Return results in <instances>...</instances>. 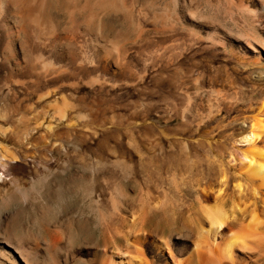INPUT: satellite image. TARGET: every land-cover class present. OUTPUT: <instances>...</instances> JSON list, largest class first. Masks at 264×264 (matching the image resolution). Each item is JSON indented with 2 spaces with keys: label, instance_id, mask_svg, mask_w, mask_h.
<instances>
[{
  "label": "rangeland",
  "instance_id": "rangeland-1",
  "mask_svg": "<svg viewBox=\"0 0 264 264\" xmlns=\"http://www.w3.org/2000/svg\"><path fill=\"white\" fill-rule=\"evenodd\" d=\"M42 1L48 29L41 40L35 18ZM0 4V26L8 32L0 40L11 46L10 52L0 45V264H25L14 249L21 246L31 252L28 264H89L97 251L126 250L105 240L88 196L70 178H97L107 214L111 199H120L122 218L110 224L121 236L131 231L130 238L141 226L146 190L158 200L164 189L179 200L180 212L159 233L177 236L183 214L197 207L190 181L182 179L188 172L180 170L206 162L192 116L230 83L246 96L264 90L258 80L264 68L253 65L259 57L264 66V0ZM173 169L177 188L169 180ZM119 186L128 198L119 196Z\"/></svg>",
  "mask_w": 264,
  "mask_h": 264
},
{
  "label": "bare ground",
  "instance_id": "bare-ground-1",
  "mask_svg": "<svg viewBox=\"0 0 264 264\" xmlns=\"http://www.w3.org/2000/svg\"><path fill=\"white\" fill-rule=\"evenodd\" d=\"M18 1V6L24 2H37ZM98 3L100 7L107 6L109 0H98ZM0 8L1 16L4 12L3 5L0 4ZM18 11L19 9H15V14ZM42 12L43 1L40 13L35 18L39 32L37 37L41 40L48 29L43 26L45 17ZM174 16L177 15L174 13L172 17ZM3 30L8 34L1 25L0 32ZM10 38L7 35V39ZM250 40L247 41V46L253 48V51L257 50L255 40ZM0 45L5 51L10 49L11 52L10 42L7 43L5 38L0 40ZM259 59L256 57L253 61L257 71L264 68ZM258 80L264 86V71L259 73ZM229 89H212L206 108L192 114L197 128L194 135L201 137L199 146L205 151L206 162L191 163L180 170L188 172L189 176L182 179L190 181L189 184L197 195V207L189 206L187 212H183L177 236L161 237L160 234L162 231L159 226L175 223L176 214L180 212L179 200L170 197L164 189L163 198L158 200L152 197L153 193L149 189L146 190L141 200L142 210L138 220L141 226L130 238L128 236L131 231L121 236L110 224L114 218H122L124 205L120 199H111L113 212L107 214L102 209L105 200L103 186L97 178L69 179L71 183L80 182L83 194L89 198V205L94 207L97 227L102 230L105 240L122 242L127 246L126 250L130 248L134 252L131 254L121 248L116 253L97 251L89 264H264V90H260L257 96H246L240 84L230 83ZM63 105L64 107L59 108L62 117L69 107L66 103ZM213 124L215 127L211 131L209 128ZM205 142H208L207 147L206 144L204 146ZM237 142L243 145L237 147L234 145ZM187 151L192 154L196 147H187ZM178 171L173 169L169 177L170 183L176 188L179 187ZM119 188V196H130L122 186ZM71 189L72 187H68V192ZM51 191L52 194L57 192L56 189ZM147 222L153 223L152 231L148 232L144 228ZM85 224L86 220L77 222L78 236L83 235ZM14 249L25 264L32 260L31 252L27 249L26 251L22 246ZM55 249V245L50 248L51 251Z\"/></svg>",
  "mask_w": 264,
  "mask_h": 264
}]
</instances>
